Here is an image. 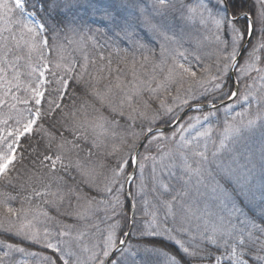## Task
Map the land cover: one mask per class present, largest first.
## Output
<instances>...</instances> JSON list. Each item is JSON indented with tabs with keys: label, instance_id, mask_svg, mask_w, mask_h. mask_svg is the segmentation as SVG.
Listing matches in <instances>:
<instances>
[{
	"label": "trees",
	"instance_id": "obj_1",
	"mask_svg": "<svg viewBox=\"0 0 264 264\" xmlns=\"http://www.w3.org/2000/svg\"><path fill=\"white\" fill-rule=\"evenodd\" d=\"M3 1L12 19L31 14L40 23L39 36L25 22L13 24L14 32L45 38L48 54L39 44L30 53L26 43L16 46L0 32V61L6 53L24 55L25 65L35 60L48 69L40 104L30 103L36 123L0 175V264L105 263L108 234L114 231L118 244L129 227L125 181L147 130L170 125L194 103L231 96L230 67L249 25L230 14L242 12L255 28L236 68L238 95L228 107L190 111L143 145L130 186L135 223L128 247L139 246L138 264H155L142 257L147 250L170 255L176 264L211 263L222 253V245L212 244L193 253L188 245L194 239L180 246V233L168 228L174 218L164 214V201L175 204L186 191L191 167L208 183L218 178L231 195L228 208L211 212L233 232L231 240L249 241L248 253L234 264H262L264 0H149L148 9L163 12L162 22L149 28L143 20L121 22L117 6L111 14L86 0H22V11ZM217 12L221 21L209 20ZM13 122H0V138ZM233 126L236 140L248 141L245 148H233L235 138L226 148L206 137Z\"/></svg>",
	"mask_w": 264,
	"mask_h": 264
},
{
	"label": "rangeland",
	"instance_id": "obj_2",
	"mask_svg": "<svg viewBox=\"0 0 264 264\" xmlns=\"http://www.w3.org/2000/svg\"><path fill=\"white\" fill-rule=\"evenodd\" d=\"M22 2V0H8V6H14L22 11ZM86 2L91 6L104 8L111 14L115 6H117L118 12L121 10L120 15L122 14V18H119V20L124 23L132 22L135 24L137 20H143L148 23L149 28L155 26L154 23L162 22L159 21V18L163 15V12L159 9H148V5L151 4L149 0H86ZM195 2L197 3V1ZM192 5V3L189 4V7L191 8ZM5 9L6 4L3 1L0 3L1 34L6 37L9 35L11 38L13 37L12 42L16 46L26 43L30 53L36 52L37 44H39V49L45 51V38L40 37V39H35L31 35V37L24 39L20 33L14 32L13 24L25 22V25L34 34L39 36V32H43L42 26L33 15L24 14L23 18L15 20L6 13ZM208 11L211 13L210 9ZM192 12L194 13L195 10L192 9ZM45 53L48 54V50ZM25 60L26 56L24 55L15 56L14 54L10 56L6 53L0 61V104L4 106L5 110L1 114L2 107L0 106V122L8 119L14 120L12 126H8L7 129H9L0 138V175L8 169L15 159L19 139L25 133L31 132L36 123L37 111L33 106L30 107V103L33 101L38 105L40 104L47 83L48 65L41 62L36 65L34 64L35 60H30L25 65ZM28 74L30 76L26 78L25 76ZM21 89L22 92L20 91ZM20 103L24 107H21ZM28 104L29 107H27ZM235 136L240 138L238 127L236 126H233L229 131L225 129L218 136L213 132H208V137L215 144L222 143L226 148L229 147L227 143L232 138H235L232 143L233 148H236L237 144H241L242 139L237 141ZM240 146L245 148L248 146V141L242 143ZM222 149L223 147L220 146L217 151L221 152ZM217 159H219L216 160L217 162L225 161L224 159ZM186 173L187 175L184 178V183L187 186L186 191L180 193V197L175 201V204L170 200L164 201V205H166V212L164 214L166 217L172 214L171 218H174L168 225L170 233H180L179 238L176 239V242L180 246L190 243L189 238L192 237L194 240H191L192 243L188 246L193 248V253L203 244L223 246L222 249L224 250L214 257L213 262H204L202 264H226L227 262L234 264L241 261L243 256L248 253L249 241L243 243L231 240L233 232L230 231L228 226L220 224L216 219V214L211 212L214 207L219 209L229 207L232 201L229 191L219 184V180L216 177L210 179L211 183H208L202 178V174L197 168L189 167ZM81 234H84V232L81 231ZM105 243L107 246L105 258H107L117 246L116 233L114 231L108 235ZM138 249L139 246L136 248V245L132 244L128 247L127 251L120 252L112 264H138L136 262L140 258ZM142 257L149 259L150 262L155 264L175 263L173 259H169V257H165L159 253L154 254L151 250H147ZM75 264H78V262L76 261ZM262 264H264V259Z\"/></svg>",
	"mask_w": 264,
	"mask_h": 264
},
{
	"label": "water",
	"instance_id": "obj_3",
	"mask_svg": "<svg viewBox=\"0 0 264 264\" xmlns=\"http://www.w3.org/2000/svg\"><path fill=\"white\" fill-rule=\"evenodd\" d=\"M240 17H245L247 19L250 20V35L248 37V40L246 41V44L243 46V48L241 49L239 55L237 56V58L234 60L233 62V65H232V71L235 70L236 68V64L237 62L239 61L243 51L245 50L247 44L249 43L250 41V38H251V35L253 33V30H254V25H253V22H252V18L250 15L244 13L242 14ZM233 77V81L235 82V77H234V74L232 75ZM238 95V89L236 87L233 95L227 99L226 101H224L223 103H220L219 105H222V104H226V103H230L236 96ZM216 107V105L212 104V103H200V104H197V105H193V106H190L188 107L186 110H184L180 115L179 117L176 118V120L168 125V126H160V127H156V128H152L150 130H148V132L145 134L141 144L138 146L136 152H135V156H134V167H133V170L132 172L129 174V176L127 177V180H126V193H127V198L130 202V205H131V211H132V214L135 212V207H134V202H133V199H132V196L130 194V184L136 174V170H137V166H138V157H139V153H140V150L142 148V146L144 145V143L148 140V138L153 134V133H157V132H161V131H164L166 129H171V128H174L176 127L179 122L184 118V116L191 110H194V109H200V108H214ZM131 233V230L128 231L127 233V236H129ZM122 243H120L118 246H116V248L111 252L110 256L108 257V259L106 260L105 264H109L110 261L113 259V257L116 255V253L121 249L122 247Z\"/></svg>",
	"mask_w": 264,
	"mask_h": 264
},
{
	"label": "bare ground",
	"instance_id": "obj_4",
	"mask_svg": "<svg viewBox=\"0 0 264 264\" xmlns=\"http://www.w3.org/2000/svg\"><path fill=\"white\" fill-rule=\"evenodd\" d=\"M211 1H212V0H211ZM215 1H216V0H215ZM208 3H209V2H207L206 4H208ZM224 3H225V5H227V4H226V0H224ZM244 13H245V12H242V13H240L238 16H232V15L230 14V18H231V20L236 21V20H238V19H241L242 17H240V16H241L242 14H244ZM222 17H223V13H222V12H217V13H215V14L209 16L208 18H209V20H211L212 22L219 23V22L221 21ZM247 20H248V25H249V30H248L247 38H246L244 44L242 45V47L240 48V50L238 51L237 55L234 57V59H233V61H232V64H231V67H230V76H231L232 79H233V77H232L233 74H234V77L236 78V68H237V66H238V64H239V62H240V60H241V58H242V55H243L244 51H245V50L247 49V47L249 46V44H250V42H251V40H252L253 33H254V30H253V33H252V35H251V38H250L249 43L247 44V46H246L245 50L243 51V53H242V55H241L239 61L237 62V64H236L237 66H236L235 70L232 71V65H233V62H234V60L237 58V56L239 55V53H240L241 49L243 48V46L246 44V41L248 40V37H249V35H250V20H249V19H247ZM252 22H253V25H254V20H253V19H252ZM254 28H255V26H254ZM236 87H237V89H238V91H239V85H238V82H237V81L234 82V89H233V92H232L231 95H233V93H234ZM224 101H226V100H224ZM224 101H221V102H219V103H213V102H210V103L216 105V107H220V106H222V107H228V106H230L231 103H232V102H230V103H226V104L219 105L220 103H223ZM201 103H203V102H201ZM197 104H200V102H198V103H194V104H192V105H190V106L197 105ZM190 106H188V107H190ZM188 107L184 108V109L182 110V112H183L184 110H186ZM216 107H214V108H216ZM214 108H202V109H214ZM229 109H230V108H228V110H229ZM191 111H193V110H191ZM182 112H181V113H182ZM189 112H190V111H189ZM189 112H188V113H189ZM181 113H180V114H181ZM188 113H187V114H188ZM180 114H179V115H180ZM187 114H186V115H187ZM179 115H178V117H179ZM186 115H185V116H186ZM185 116H184V117H185ZM148 130H150V129H148ZM148 130H147V132H148ZM147 132H146V133H147ZM146 133H145V134H146ZM144 136H145V135H144ZM206 137H208V136H206ZM143 138H144V137H143ZM149 138H150V137H149ZM149 138H148V139H149ZM208 138H209V141L211 142L212 139H211L210 137H208ZM139 154H140V153H139ZM134 156H135V154H134ZM133 162H134V158H133ZM138 162H139V157H138ZM134 223H135V212L132 214V211L130 210V223H129V227H128V229H127L125 235H124L123 237H121L120 240H119L118 245H119L120 243L123 244L122 247H121V249H120L119 251H127V250H128L129 238H130V235H131V233H132V230H133V227H134ZM129 230H131V233H130L129 236H127V233H128ZM109 234H110V233H109ZM109 234H108V235H109ZM107 237H108V236H107ZM166 256L169 257V259H172V257H171L170 255H166ZM114 258H115V256L113 257V259L110 261L109 264H112V262L114 261ZM118 263H119V262H118ZM172 264H176V263H172Z\"/></svg>",
	"mask_w": 264,
	"mask_h": 264
}]
</instances>
